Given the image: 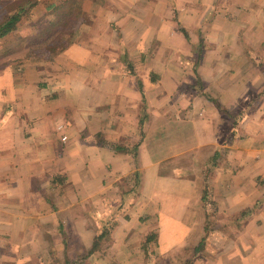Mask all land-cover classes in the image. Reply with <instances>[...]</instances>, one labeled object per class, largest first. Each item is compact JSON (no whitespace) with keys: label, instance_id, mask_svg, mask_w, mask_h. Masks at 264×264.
Returning a JSON list of instances; mask_svg holds the SVG:
<instances>
[{"label":"crops","instance_id":"0c3cea01","mask_svg":"<svg viewBox=\"0 0 264 264\" xmlns=\"http://www.w3.org/2000/svg\"><path fill=\"white\" fill-rule=\"evenodd\" d=\"M33 7L85 20L0 67V264H264V0Z\"/></svg>","mask_w":264,"mask_h":264},{"label":"rangeland","instance_id":"374dc122","mask_svg":"<svg viewBox=\"0 0 264 264\" xmlns=\"http://www.w3.org/2000/svg\"><path fill=\"white\" fill-rule=\"evenodd\" d=\"M19 1L21 2L22 0H19ZM23 1H22L23 3H21L20 5L16 7L18 0H0V20H2L0 21V23L4 22L10 16L17 14L19 12L20 16L18 20L16 21L14 27L10 31L19 30L20 34H23V35H20L22 37H19V38L17 37L18 35L13 36V37L12 35H9L3 39H0V67H2V65H5L9 62L17 61L18 55L20 56L19 57L20 59L47 58L51 54V52L55 51V48L53 47L48 48L51 42L50 40L54 38L53 41L55 43V46L59 47L61 43H65L66 41H68L67 40L68 38H66L68 33L74 30L75 25L72 24L71 21H69V23H65L64 25H61L62 23L61 21H59V29L56 32H59V34H64L65 36L64 40H60L59 35L53 38L37 40L36 38L37 36H40L41 31L44 32V28H45V24L43 22L44 14H43V17H41V20L39 21L40 19L39 16H41L42 14H39V10L35 9V7L31 5L32 3H34V0H23ZM23 5L25 6L23 7ZM13 6H15L16 8ZM30 10L32 11L31 14L33 15V17H35L33 20L31 19V22H30L31 26L26 22V23H21L20 27L18 28L19 21H21L22 18L25 17L26 15L27 16L30 15L29 13ZM60 13L61 12L58 10L57 12L52 13L50 14L51 16L50 15L49 16L50 18H53L54 20L55 18L60 16ZM27 21L29 20L27 19ZM55 28L57 29V26L54 27V30H56ZM45 33L47 34V32ZM13 49H15L16 52H14ZM14 55H15V58L13 59ZM188 249L192 250V248H185V252H188ZM172 255L173 253H170L169 258L161 264H176L174 263L172 259L173 258ZM68 263L69 262L61 263V264H68ZM78 263L79 262L72 263V264H78ZM181 264H188V261H185Z\"/></svg>","mask_w":264,"mask_h":264},{"label":"trees","instance_id":"16d2710c","mask_svg":"<svg viewBox=\"0 0 264 264\" xmlns=\"http://www.w3.org/2000/svg\"><path fill=\"white\" fill-rule=\"evenodd\" d=\"M34 3H32L31 5H33ZM25 6V5H24ZM23 6V7H24ZM57 9V8H56ZM59 9V8H58ZM55 13V12H54ZM19 16H20V14H19V12L17 13V14H14V15H12V16H10L8 19H6L4 22H2V23H0V37H2L3 35H5L6 33H8L13 27H14V25H15V23H16V21L18 20V18H19ZM80 18V20H85V17H84V14L82 13V11L80 10V9H78V11L77 12H75V11H73V14H72V24H76L77 23V21H78V19ZM76 19V21L74 22V20ZM54 24H53V28L51 27V21H50V24L49 25H47V26H45V28H44V32L43 31H41V34H40V36H37V40L39 39V40H44V39H46L47 38V34H49V33H55L58 29H59V21H60V16H58L57 18H55L54 20ZM83 21H81V22H83ZM55 26H57V29L56 30H54V27ZM45 32H47V34L45 33ZM60 35L61 34H59V37H60ZM56 37V36H55ZM54 39V38H53ZM53 39H51L50 41V45H49V47L48 48H51V47H53V48H57L56 46H55V43H54V41H53ZM58 39V38H57ZM60 47H61V45L59 46V48L58 49H60ZM52 53L53 52H51V54L47 57V58H44V59H46V60H48V59H50V57H52L51 55H52ZM107 232L106 231H103L102 233H101V235H100V237L101 236H103V235H105Z\"/></svg>","mask_w":264,"mask_h":264},{"label":"built area","instance_id":"2783aa9c","mask_svg":"<svg viewBox=\"0 0 264 264\" xmlns=\"http://www.w3.org/2000/svg\"><path fill=\"white\" fill-rule=\"evenodd\" d=\"M62 139H65V137L63 136V138Z\"/></svg>","mask_w":264,"mask_h":264}]
</instances>
